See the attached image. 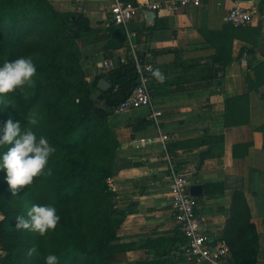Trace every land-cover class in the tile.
<instances>
[{
  "label": "crops",
  "instance_id": "1",
  "mask_svg": "<svg viewBox=\"0 0 264 264\" xmlns=\"http://www.w3.org/2000/svg\"><path fill=\"white\" fill-rule=\"evenodd\" d=\"M51 1L59 10L77 11L88 20L90 30L77 41L88 82L107 80L123 65L150 61L148 51L165 77L163 82L154 77L151 106L112 113L108 119L118 141L110 186L117 194L116 215L124 217L118 231L128 246L123 260L203 264L185 254L187 242L169 193V165L163 160L166 146L190 187L202 185L198 215L211 243L224 235L234 193H244L261 235L259 264H264L262 0H201L198 6L155 11L151 18L145 13L150 4L170 0H126L140 7L127 27L106 26L109 0ZM234 7L254 11L253 24L229 25L225 17ZM213 58L222 60L210 70ZM99 105L107 108L103 101ZM154 111L162 112L159 127L150 119ZM162 135L169 137L166 143ZM143 138L154 142H134ZM3 256L0 251V260Z\"/></svg>",
  "mask_w": 264,
  "mask_h": 264
},
{
  "label": "trees",
  "instance_id": "2",
  "mask_svg": "<svg viewBox=\"0 0 264 264\" xmlns=\"http://www.w3.org/2000/svg\"><path fill=\"white\" fill-rule=\"evenodd\" d=\"M89 30L83 14L61 11L51 0H0V64L30 56L37 67L33 85L0 97V128L9 118L24 126L25 118L36 113L39 123L33 130L56 148L48 163L51 175L34 178L15 194L0 170L3 264H45L49 253L58 256L59 264H143L123 260L128 246L121 243L118 231L124 217L116 215L117 194L110 186L118 141L108 125L113 108L128 97L139 78L130 63L106 77L111 84L106 91L98 88L101 77L88 82L77 41ZM141 58L146 60L145 53ZM220 60L213 58L208 68L213 70ZM150 62L156 69L154 60ZM153 82L154 76L150 87ZM33 204L56 207L61 219L55 230L42 236L16 228V217L26 216ZM222 239L230 247L231 264H259L261 235L243 192L234 193Z\"/></svg>",
  "mask_w": 264,
  "mask_h": 264
},
{
  "label": "built area",
  "instance_id": "3",
  "mask_svg": "<svg viewBox=\"0 0 264 264\" xmlns=\"http://www.w3.org/2000/svg\"><path fill=\"white\" fill-rule=\"evenodd\" d=\"M110 11L106 26H124L135 18L140 12V7L135 3L126 0H109ZM201 0H170L164 3H152L149 9L153 11L173 10L179 6H198ZM229 25L237 27L250 26L254 22V11L243 9L241 7L232 8L225 17ZM135 36V33H132ZM149 60H152L151 53L147 54ZM104 68L109 69L110 63L105 62ZM136 72L139 78L137 86L120 104L113 108L112 113L121 114L123 112L151 106L150 84L153 79L152 72L154 65L150 61L138 60L135 63ZM162 112L154 111L150 119L160 126ZM167 135H162L160 140L164 143L168 141ZM139 144H151L154 140L139 139L135 140ZM164 157L169 165V193L171 197L172 209L174 211L175 221L181 228L186 239L185 254L188 258L196 259L203 264H230L229 258L231 250L224 239L216 243H211L209 237L204 231L201 219L198 215L199 199L190 193L189 177L181 172L173 163V157L164 148Z\"/></svg>",
  "mask_w": 264,
  "mask_h": 264
},
{
  "label": "clouds",
  "instance_id": "4",
  "mask_svg": "<svg viewBox=\"0 0 264 264\" xmlns=\"http://www.w3.org/2000/svg\"><path fill=\"white\" fill-rule=\"evenodd\" d=\"M37 67L32 57L20 56L0 64V97L12 93L17 89L35 83L34 76ZM152 75L160 82L165 79L159 68L153 70ZM22 126L19 120L9 118L0 128V147L7 145V150L0 152V170H3L6 183L13 194L18 188L32 185L34 178L41 175H51L48 167L49 159L56 148L44 135H37L32 126L39 123V116L30 113ZM60 215L55 206L51 204H33L27 215L16 217V228L45 235L56 229L60 222ZM35 248L29 250L31 256ZM45 264H59L55 253H49L44 258Z\"/></svg>",
  "mask_w": 264,
  "mask_h": 264
},
{
  "label": "water",
  "instance_id": "5",
  "mask_svg": "<svg viewBox=\"0 0 264 264\" xmlns=\"http://www.w3.org/2000/svg\"><path fill=\"white\" fill-rule=\"evenodd\" d=\"M146 15H148L150 18L155 15V11H152L150 9L145 10ZM72 28H75L74 25H72ZM98 88L102 91H106L109 88H111V84L105 80V79H100L98 82ZM190 193L192 196L199 197L202 195V185H193L190 187Z\"/></svg>",
  "mask_w": 264,
  "mask_h": 264
},
{
  "label": "rangeland",
  "instance_id": "6",
  "mask_svg": "<svg viewBox=\"0 0 264 264\" xmlns=\"http://www.w3.org/2000/svg\"><path fill=\"white\" fill-rule=\"evenodd\" d=\"M1 251V250H0ZM3 252V251H2ZM4 253V256H3V258L0 260V264H3V259H4V257L6 256V253L5 252H3Z\"/></svg>",
  "mask_w": 264,
  "mask_h": 264
}]
</instances>
